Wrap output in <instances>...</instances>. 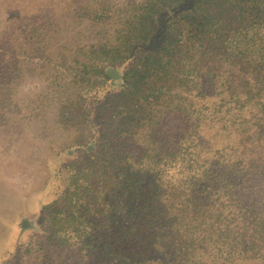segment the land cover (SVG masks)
<instances>
[{
    "label": "trees",
    "instance_id": "trees-1",
    "mask_svg": "<svg viewBox=\"0 0 264 264\" xmlns=\"http://www.w3.org/2000/svg\"><path fill=\"white\" fill-rule=\"evenodd\" d=\"M86 59L63 117L83 158L41 207L69 264L261 258L264 219L240 188L262 155L264 0H144ZM92 104L99 136L82 141Z\"/></svg>",
    "mask_w": 264,
    "mask_h": 264
},
{
    "label": "rangeland",
    "instance_id": "rangeland-1",
    "mask_svg": "<svg viewBox=\"0 0 264 264\" xmlns=\"http://www.w3.org/2000/svg\"><path fill=\"white\" fill-rule=\"evenodd\" d=\"M142 1L0 0V264L73 260L52 244L41 213L61 194L70 163L83 158V148L71 146L78 127H67L63 117L76 100L74 79L89 52L114 45L127 11ZM40 5L44 16L36 12ZM126 64L113 66L118 78L99 90L83 89L84 104L116 90ZM96 106L90 125L81 126L82 141L99 136ZM261 144L248 187L240 189L264 219V136ZM262 234L261 258L234 264H264Z\"/></svg>",
    "mask_w": 264,
    "mask_h": 264
}]
</instances>
